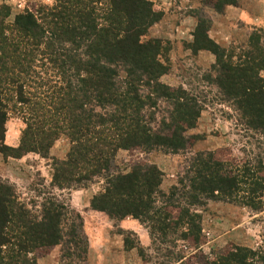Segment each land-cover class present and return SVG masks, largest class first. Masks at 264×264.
Segmentation results:
<instances>
[{"label":"trees","instance_id":"1","mask_svg":"<svg viewBox=\"0 0 264 264\" xmlns=\"http://www.w3.org/2000/svg\"><path fill=\"white\" fill-rule=\"evenodd\" d=\"M200 1L217 13L239 2ZM11 16L10 6L1 5V153L49 157L54 143L66 136L71 148L66 158H53V187L103 181L91 200L92 209L115 220L138 219L157 251H162L158 242L170 244L166 256L179 264H264V253L249 247L212 258L178 250L180 241L193 249L202 245L200 211L208 201L264 209V155L236 161L222 149L193 151L197 137L189 132L197 126L205 101L184 84L162 81L169 71L164 60L168 46L148 37L160 20L151 0H54ZM204 23L198 18L191 47L217 56L215 74L205 78L232 103L244 137L264 146L261 32L250 35L233 61ZM13 116L25 124L17 146L6 142L7 122ZM121 149L182 153L184 166L165 191L163 171L149 160L136 159L121 169ZM57 245L85 259L88 239L82 215L51 193L40 203L26 202L14 184L0 180V264H38V257Z\"/></svg>","mask_w":264,"mask_h":264},{"label":"rangeland","instance_id":"2","mask_svg":"<svg viewBox=\"0 0 264 264\" xmlns=\"http://www.w3.org/2000/svg\"><path fill=\"white\" fill-rule=\"evenodd\" d=\"M198 1L201 5L193 6L189 0L153 2L160 20L151 27L148 37L160 38L168 46L164 60L167 59L169 71L161 79L171 86L184 84L187 88L200 93L205 101V109L197 126L189 132L192 137H197L193 151L222 149L225 150L226 155L236 161H241L247 156L257 157L259 153L263 156L264 146H260L251 137H244L245 132L238 125L239 116L232 103L222 99L218 87L207 80L209 74H215L212 66L216 63V54L211 50L203 49L212 54L215 60L212 64H204L199 57V51H193L191 47L193 41L177 38L174 35L173 25L180 17L179 14L175 15V8L183 2L185 5L182 14L192 16L196 26L198 18H204V29L208 28L209 36H213L211 39L221 48H226L227 55H232V60L235 61L233 56L239 53V47L247 43L250 35L256 30L261 32L264 44V0H239L237 5H233L242 9L248 8L253 14L251 18L258 17V23L246 22L235 16L233 11L236 9L233 6L229 8L230 12L221 16L225 11L218 15L214 9ZM53 2L54 0H0V6L9 5L13 19L26 8H34L39 4L51 5ZM223 59H226V56ZM24 127L25 124L20 117H11L7 122V144L17 146ZM247 141L252 143L249 144ZM70 148V140L66 136H61L51 147L49 157L31 152L17 158L0 152V180L14 184L24 201L36 200L40 203L51 193L61 202L68 204L73 211L80 213L84 219V231L88 239V251L84 260L68 255L65 252L66 247L57 245L48 253L40 255L38 264H179L180 261H174L166 256L167 247L172 249L170 244L158 242L162 251H157L148 228L138 219L130 217L138 220L142 225L140 234L131 229L121 228L120 220L112 219L108 214L92 209L91 200L99 191L103 181L79 188L60 189L51 185L53 158H66ZM136 159L149 160L163 171L162 189L165 191L177 182L178 173L185 161L182 153L175 154L163 149L152 152H131L121 149L117 154V164L123 170H127L131 162ZM200 212L203 227L202 245L193 249L191 244L180 241L179 251L183 250L185 254L202 252L211 258L220 252L227 253L235 247H249L264 253V209L254 210L238 203L211 200ZM146 229L151 238L148 246L141 243V233H145ZM183 243L187 246H183ZM178 250L174 248L173 251L176 253Z\"/></svg>","mask_w":264,"mask_h":264},{"label":"crops","instance_id":"3","mask_svg":"<svg viewBox=\"0 0 264 264\" xmlns=\"http://www.w3.org/2000/svg\"><path fill=\"white\" fill-rule=\"evenodd\" d=\"M152 2H157L158 0H151ZM190 3L193 4V6H197L198 4H200V2L197 0H189ZM185 4L182 2L181 5L176 6L175 8V15H180L179 19L177 20V22L173 25L175 26V36L177 38H185L188 41L192 40L193 41V32L196 28V21L195 19L190 16V15H186V14H182V10H183V6ZM233 5H229L226 7L225 12L222 15H226L228 12H230V7H232ZM236 10L233 11L235 13V16L237 15L239 18H242L243 20H245L246 22H254V23H258V17L254 16V18H251L253 16V14L250 13V11L248 10V8H241L240 6H233ZM241 10H243V12H240ZM219 15V13H217ZM211 37H213L211 35ZM218 41V40H217ZM213 55L210 53H208L207 50H199V57L201 59V61L204 64H212L214 63V57H212ZM207 58V61H205ZM207 62V63H206ZM20 142V140H19ZM18 144V143H17ZM15 144V145H17ZM113 222H111L112 224ZM119 226L123 229H131L134 230L135 232H138L140 234V228H141V224L139 223L138 220L133 219V218H125L119 221ZM145 230V229H143ZM93 241V239H92ZM151 242V238L149 236V233L146 229L145 233H141V243L145 246H148Z\"/></svg>","mask_w":264,"mask_h":264}]
</instances>
